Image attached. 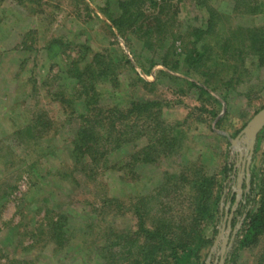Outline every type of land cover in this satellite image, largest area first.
<instances>
[{"label":"rangeland","instance_id":"rangeland-1","mask_svg":"<svg viewBox=\"0 0 264 264\" xmlns=\"http://www.w3.org/2000/svg\"><path fill=\"white\" fill-rule=\"evenodd\" d=\"M154 1L0 0V264H171L174 244L207 232L193 226L199 181L223 187L264 106V0ZM54 37L69 45L48 49ZM72 43L102 56L79 65V86L56 77ZM194 45L198 65L184 59ZM166 49L182 53L176 69L154 63ZM142 99L153 104L111 119ZM233 252V264H264V232Z\"/></svg>","mask_w":264,"mask_h":264},{"label":"trees","instance_id":"trees-1","mask_svg":"<svg viewBox=\"0 0 264 264\" xmlns=\"http://www.w3.org/2000/svg\"><path fill=\"white\" fill-rule=\"evenodd\" d=\"M153 1L154 0H152V2ZM125 8L126 7H124V9ZM113 23L116 24L117 19H113ZM221 43L223 44L224 41ZM67 45H69V42L62 43L54 37L51 41H49L47 48L52 49L53 51V49H57L59 47L64 49L67 47ZM69 49L72 51V54L69 56V61L66 62L65 65H60V70L56 77H58L60 80L63 74L66 72L70 78H78L76 84H73L74 86H79L83 81L79 78L83 72V68H80L79 65L85 62L86 68L91 67L92 60L95 59L94 62H96V60H99V58L102 56L100 54L89 56L87 54L88 47L81 44L78 45L77 43H72ZM186 53L184 59L193 65H198L205 55V51L198 50L195 45L192 46V49L188 50ZM181 55L182 53H176L175 49H170V51L166 49L164 50L161 58H158V60L154 63H163V65L169 69H176L178 67V61L179 58H181ZM88 58L92 60L88 61ZM154 63L151 64V67ZM205 75L210 77L212 76V72H206ZM188 85L192 86V88H195L198 93L206 94L208 96L207 92L203 90L204 88H201V86H198L193 82L188 83ZM92 86L88 88V92L84 91L88 96L90 95L89 92H94ZM59 90L60 87L57 85L56 89L49 90V93L54 94ZM78 91L75 90V93ZM151 104L153 103L145 99L138 100L135 105L132 102L131 108L127 112H112L111 119L119 122L126 117L141 113L144 109L150 107ZM99 115L101 116L100 113L98 116ZM106 117L105 119L110 118L109 116ZM90 118L93 119L94 116L89 117V119ZM87 121L89 122V120ZM113 124V122H110L109 124V133L111 137L113 136V132L116 131V129H112V127L116 128V126ZM86 131H88V125L83 126V129H79L77 138L78 140L75 144L77 151L78 149L83 148V146L88 145L86 141L81 139V137L85 138L88 135ZM263 139L264 126L259 130L256 136L251 155H249V149L247 147L246 154L244 156H240L239 160L237 161V163H240V160L243 159V163H240L239 167L236 168L233 164H231L223 169L225 174L223 187L220 186V188H208V191L205 193L206 187L210 183V180L207 183H205L207 179H201V181H199V187L201 188V191L198 196L197 203L195 204V212L200 221H194L193 226L196 227L202 223L208 222L209 228L205 234L204 232L200 234L201 231L196 230L198 233L195 235L192 245H190V241L174 244L175 246H172L171 248L173 251L171 252V254L173 253L171 264H233L236 257V254L233 251L237 253L244 247H249L257 243L260 235L264 232V165H259L255 173L254 170H250V168H248V170L246 169L247 167L244 160L249 156L254 158ZM79 151H82V149ZM262 153L264 154V150ZM80 156H84L82 152ZM241 167L244 172H248V181L240 178ZM60 217L64 218L63 215ZM140 225V228L144 229L145 225ZM59 229L61 230L58 234V237L63 239L66 234H62L61 231L69 232L71 227L70 225H67L64 228L60 227ZM146 231H151L152 233H150V235L160 236V232H158L159 229L157 228H154V230L146 229L145 232ZM164 241L165 242L162 246H169L170 244H173L171 239ZM160 247V245L156 246V248ZM203 252L206 255H204V257H207V260L202 257ZM14 263L31 264L26 260L17 261Z\"/></svg>","mask_w":264,"mask_h":264},{"label":"water","instance_id":"water-1","mask_svg":"<svg viewBox=\"0 0 264 264\" xmlns=\"http://www.w3.org/2000/svg\"><path fill=\"white\" fill-rule=\"evenodd\" d=\"M264 126V106L258 110L251 119L245 124L240 134L244 135L247 141V147L249 149V155L253 151V144L256 140V136L259 130ZM250 156L247 157L249 160Z\"/></svg>","mask_w":264,"mask_h":264}]
</instances>
